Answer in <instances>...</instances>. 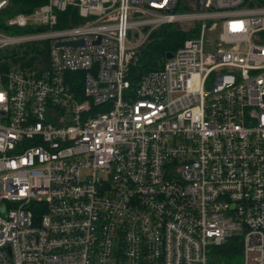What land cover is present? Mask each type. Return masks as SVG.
I'll list each match as a JSON object with an SVG mask.
<instances>
[{
  "label": "built area",
  "instance_id": "2783aa9c",
  "mask_svg": "<svg viewBox=\"0 0 264 264\" xmlns=\"http://www.w3.org/2000/svg\"><path fill=\"white\" fill-rule=\"evenodd\" d=\"M4 23L29 30L0 48L42 51L0 71V264H215L238 234L264 264V0H47ZM166 27L189 35L135 80Z\"/></svg>",
  "mask_w": 264,
  "mask_h": 264
},
{
  "label": "trees",
  "instance_id": "16d2710c",
  "mask_svg": "<svg viewBox=\"0 0 264 264\" xmlns=\"http://www.w3.org/2000/svg\"><path fill=\"white\" fill-rule=\"evenodd\" d=\"M47 0H11L10 5L6 8L0 9V31L10 30L11 33H24L29 29L26 28H13L7 26L5 19L18 12H29L34 7L45 3ZM71 9L66 11L65 14L71 13ZM76 22V20H72ZM66 23H61L58 26H65ZM179 30H173L171 27H166L162 30L159 38L150 42L145 53L132 68V77L136 80L141 73L159 67L164 61L165 54L169 51L176 49L182 41L188 37V34L178 33ZM180 32V31H179ZM12 68L0 66V71L4 72ZM21 69V68H19ZM212 256L215 264H241L242 257V235H233L228 238L223 244L214 247Z\"/></svg>",
  "mask_w": 264,
  "mask_h": 264
},
{
  "label": "rangeland",
  "instance_id": "374dc122",
  "mask_svg": "<svg viewBox=\"0 0 264 264\" xmlns=\"http://www.w3.org/2000/svg\"><path fill=\"white\" fill-rule=\"evenodd\" d=\"M172 28V27H171ZM173 30H176L172 28ZM180 31V32H179ZM178 33L184 31L179 30ZM2 32V31H0ZM4 34H13L10 30H4ZM186 33V32H185ZM189 35V34H188ZM39 45H6L0 48V66L12 69H27L35 64L36 56L40 50Z\"/></svg>",
  "mask_w": 264,
  "mask_h": 264
},
{
  "label": "water",
  "instance_id": "95a60500",
  "mask_svg": "<svg viewBox=\"0 0 264 264\" xmlns=\"http://www.w3.org/2000/svg\"><path fill=\"white\" fill-rule=\"evenodd\" d=\"M74 43H76V42H72V43H70V44H74ZM165 56H166L167 58L170 57V56H171V52H167Z\"/></svg>",
  "mask_w": 264,
  "mask_h": 264
}]
</instances>
